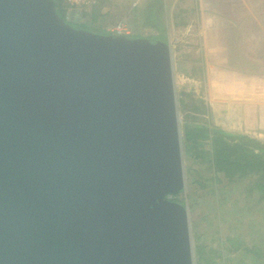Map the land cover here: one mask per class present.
Masks as SVG:
<instances>
[{"label":"water","instance_id":"95a60500","mask_svg":"<svg viewBox=\"0 0 264 264\" xmlns=\"http://www.w3.org/2000/svg\"><path fill=\"white\" fill-rule=\"evenodd\" d=\"M169 51L0 0V264H193Z\"/></svg>","mask_w":264,"mask_h":264},{"label":"rangeland","instance_id":"374dc122","mask_svg":"<svg viewBox=\"0 0 264 264\" xmlns=\"http://www.w3.org/2000/svg\"><path fill=\"white\" fill-rule=\"evenodd\" d=\"M71 13L77 30L110 34L123 22L124 38L169 45L182 136L184 126L205 123L264 135V0H98ZM199 101L207 114L188 106ZM181 148L184 187L174 199L187 210L193 264H264L258 195L217 182Z\"/></svg>","mask_w":264,"mask_h":264},{"label":"trees","instance_id":"16d2710c","mask_svg":"<svg viewBox=\"0 0 264 264\" xmlns=\"http://www.w3.org/2000/svg\"><path fill=\"white\" fill-rule=\"evenodd\" d=\"M58 15L63 18L61 0H53ZM72 27L74 22H67ZM190 103L193 110H200ZM188 109V108H186ZM207 114V109L201 108ZM183 150L199 162L210 166L217 182L244 183L247 196L257 194L256 208L264 210V137L257 133L221 128L208 124L184 126L182 132ZM205 148V149H204ZM206 150V151H205ZM247 181V184L245 183ZM248 201V200H247ZM234 252V250H230Z\"/></svg>","mask_w":264,"mask_h":264},{"label":"built area","instance_id":"2783aa9c","mask_svg":"<svg viewBox=\"0 0 264 264\" xmlns=\"http://www.w3.org/2000/svg\"><path fill=\"white\" fill-rule=\"evenodd\" d=\"M97 1L98 0H61L62 8L64 10L63 19L66 22H69L72 16L76 14L74 13L72 15V10L83 9V11L87 12L90 7L94 6L97 3ZM109 33L112 35L127 37L131 32L123 22H118L109 28Z\"/></svg>","mask_w":264,"mask_h":264},{"label":"crops","instance_id":"0c3cea01","mask_svg":"<svg viewBox=\"0 0 264 264\" xmlns=\"http://www.w3.org/2000/svg\"><path fill=\"white\" fill-rule=\"evenodd\" d=\"M262 112V111H261ZM261 114V113H260ZM259 117L261 118V115H259ZM260 121H261V119H260ZM230 129H232V128H230ZM264 129V128H263ZM259 136H261V137H264V135H261V134H259Z\"/></svg>","mask_w":264,"mask_h":264}]
</instances>
